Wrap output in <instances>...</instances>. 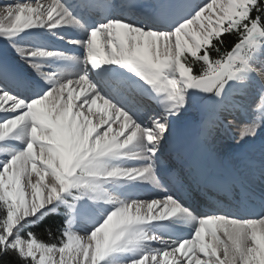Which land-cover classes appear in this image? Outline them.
<instances>
[{
    "label": "snow or ice",
    "instance_id": "snow-or-ice-1",
    "mask_svg": "<svg viewBox=\"0 0 264 264\" xmlns=\"http://www.w3.org/2000/svg\"><path fill=\"white\" fill-rule=\"evenodd\" d=\"M4 8L0 40L39 79L0 65V257L15 255L22 264H264V214L223 207L197 213L166 184L160 156L174 121L197 96L217 102L237 83L264 82V0L166 3L139 15L72 0ZM89 8L104 10L92 18ZM68 28L84 33L70 41L79 55L22 43ZM226 35L235 37L230 50ZM257 126H244L239 138ZM143 185L163 194L135 198ZM61 207L59 238L25 232ZM168 225L190 232L157 234Z\"/></svg>",
    "mask_w": 264,
    "mask_h": 264
},
{
    "label": "bare ground",
    "instance_id": "bare-ground-1",
    "mask_svg": "<svg viewBox=\"0 0 264 264\" xmlns=\"http://www.w3.org/2000/svg\"><path fill=\"white\" fill-rule=\"evenodd\" d=\"M1 1V0H0ZM104 2L103 5H106L104 0H100ZM117 0H112V2H116ZM129 2H133V0H126ZM178 2L182 3H189V4H198L200 0H177ZM23 2H28L32 4H36L37 0H5L4 2H0V17H3L5 14V8L4 5L7 3L11 4H16V3H23ZM118 2V1H117ZM136 2L146 4L150 8H153V6L161 5V4H166V3H174L175 0H136ZM39 3L42 4H50L48 3V0H39ZM202 4V3H201ZM101 11H103V8H99ZM111 11V9H109ZM115 11V9H113ZM112 11V12H113ZM119 12L123 13H118V14H124V12H127L125 8L123 9H118ZM100 12V11H99ZM115 13V12H114ZM76 32V31H74ZM73 28H68L66 31H60L57 32L56 35H53L50 32H39L35 33V35H39L45 39L48 40H57V37L59 35H74L73 33ZM84 33L80 31V35L78 40L83 38ZM38 42V40H31L30 37L26 39L25 41H22L23 44L26 46ZM78 46V45H77ZM79 47V46H78ZM7 65L11 70L22 73L24 74L27 73L29 76H26L28 78H35L39 79V77L36 76L35 72L29 67V65L21 60L15 53L14 51L6 44L5 41L0 40V65ZM58 67L60 69H63L65 67L63 62H58ZM56 70V69H55ZM24 71V72H23ZM72 78V77H70ZM264 86V85H263ZM25 94H28L29 90L25 89L23 90ZM243 92L242 89L240 88L239 90L236 91L234 94V99L231 101L232 105L228 107H223L221 106L218 108V119L214 120V126L209 127V123L206 125V130L208 131V135L205 137V139L201 142L200 138H197V134L199 132V123L201 122V119L204 117V111L203 109L200 110V106H190L188 111L185 112V115H182L179 119L174 121V128H173V134L175 137V142L179 145V147H183L186 150V155L187 157H190L191 161L195 162L196 168L198 169L199 172V179L202 181V183H196L192 182L190 179V175L187 172L185 174V177L188 180V183L192 184L194 190L200 189L202 187L201 185H208L211 184L212 186L219 185L220 183L222 184L221 187L228 186L230 190L233 191V202L232 203H222L221 202V197L219 194L215 193L212 189L210 192L205 196V197H211L208 199L210 205H220V206H215V207H205L202 205V203L195 197L193 192L188 189L187 187L184 186L183 181L178 178L176 175L175 171H171L170 173V178L172 181H175L178 183V185L175 182H169L170 185L177 191H181L182 196L184 197V200L188 201L189 203L187 204L191 207H193L197 213H204V212H211L217 207H223L225 209H228L232 212L241 214V215H246L248 209L247 207L243 209L242 211H236L238 210L237 204H241L240 198L247 197L250 202L255 201L258 209L263 207L264 205L260 204V201L255 198L260 195L261 201L264 204V154L262 153H257L256 155L250 154V150L247 152V147L255 148L260 145H257L254 142H249V145H245L242 150H238L237 153L235 154L236 157L240 158L239 159V170L234 171V170H229L226 168L225 163L228 162V158L224 162L223 159H220V155L217 153V150H222L221 148L224 147V136L229 137V138H237L239 137V128L241 125V122H243L242 119H245L244 117L239 116V109H244L242 112L247 111L245 109L246 102L243 101ZM235 99L237 101H235ZM244 102V103H243ZM102 103V101H98V104ZM244 104V105H243ZM197 105V104H196ZM248 108V107H247ZM200 112V117L199 120L197 121V124L191 122L194 121V111ZM246 113V112H245ZM196 115V114H195ZM209 116V115H208ZM210 117V116H209ZM246 120V119H245ZM94 122H96L94 120ZM114 128L117 127V125H113ZM196 138V141H192ZM199 142H201L200 145ZM259 143V141H258ZM227 146V145H225ZM262 146V145H261ZM200 147V151L197 150V148ZM264 151V148H262ZM260 152V151H259ZM233 154V153H232ZM224 155V153H223ZM161 156V161L163 165L166 163V157L164 154H160ZM226 157V156H224ZM2 158V157H1ZM233 160V159H232ZM177 163V160H175ZM132 164V162H130ZM178 167L183 168V170L186 172L187 170L183 167V160H180L178 162ZM263 167V168H261ZM167 168L168 170L170 169L169 166H164V169ZM221 174H224V176L229 177L232 182L230 184H226L223 180L224 176H221ZM35 178V177H34ZM236 178V182L234 183V179ZM182 185H180V184ZM139 192V195L136 196L135 198L141 199V200H150L154 197H159L163 194V189L161 188H155L151 185H143L139 189H137ZM192 192V193H191ZM202 196H204V193H201ZM181 196V198H182ZM212 202V203H211ZM215 203V204H214ZM232 207L235 208L232 209ZM212 209L208 211L209 209ZM244 211V212H243ZM264 214V210L262 212H258L256 214ZM87 223V217L83 218L81 220V226L77 228V231L80 236L86 237L87 232L84 230V224ZM166 223V222H165ZM165 233H183V234H188L190 232V229L188 226L185 225H168L167 230H164ZM179 256V254H177ZM172 259V257H170Z\"/></svg>",
    "mask_w": 264,
    "mask_h": 264
},
{
    "label": "rangeland",
    "instance_id": "rangeland-1",
    "mask_svg": "<svg viewBox=\"0 0 264 264\" xmlns=\"http://www.w3.org/2000/svg\"><path fill=\"white\" fill-rule=\"evenodd\" d=\"M206 2H207V0H200V2L198 4L203 5ZM174 3H178V1L175 0ZM258 67H264V65H258ZM263 85H264V82H262L259 77H256L251 82H248L246 84H240V83L235 84L225 94L223 100H219L217 102L207 100L202 105H196L193 102L191 105L192 107L194 105L200 106V108H201L200 110L203 109V111L205 112L204 114L209 115L210 121L214 122L213 119L215 120V117L218 116V111H217L218 108H220L221 106L228 107V106L232 105L231 101H233V99H234V94L240 88L242 89V92L244 93L243 94V101L246 102L245 103L246 106L248 104V106H247L248 108L245 107V109L247 111H244V113L242 112L244 110L243 108L239 109V111H240L239 116L244 117L246 119V120L242 119L243 122H241L239 132H240L241 128H243L246 125H250L254 122H257L258 126L256 127V131H255L254 135L246 136L243 139H240L239 137L229 138V137L224 136V138H223L224 142H225L224 147L221 148L222 150H220V149L217 150V153L220 155V159H223L224 162L228 158L229 161L225 163V166L229 170L230 169L234 170V171L239 170V168H240L239 159L240 158L236 157L235 154L237 153L238 150H242L245 145L246 146L249 145V142L250 143L254 142L256 144V146L260 145V144L262 146L261 145H260V147L258 146V150H257V147H255L253 149V148L248 146L247 152L250 150V154L256 155V156H257V153H261V154L263 153L264 154V151L262 150V148H264V123L258 122V118L260 116V107L262 105H264V94H263L264 93V86ZM235 101H237V100L235 99ZM232 106H234V105H232ZM183 115H185V113ZM193 115H194L195 119H194V121H191V122L197 124L198 117H200V112H198L196 110V111H194ZM258 141H259V143H258ZM225 145H227V146H225ZM223 153H224V155H223ZM224 156H226V157H224ZM59 210L60 209H58V211Z\"/></svg>",
    "mask_w": 264,
    "mask_h": 264
},
{
    "label": "trees",
    "instance_id": "trees-1",
    "mask_svg": "<svg viewBox=\"0 0 264 264\" xmlns=\"http://www.w3.org/2000/svg\"><path fill=\"white\" fill-rule=\"evenodd\" d=\"M225 48L230 50L231 45L235 41L234 36L226 35L224 38ZM215 56V53L212 54ZM198 70V66H196ZM65 209L62 208L60 213H51L43 217L36 224L31 225L29 228L25 229V232L32 231L40 239L44 241L56 240L61 235V230L64 225L65 220ZM0 264H22L20 259L15 255H8L0 257Z\"/></svg>",
    "mask_w": 264,
    "mask_h": 264
},
{
    "label": "water",
    "instance_id": "water-1",
    "mask_svg": "<svg viewBox=\"0 0 264 264\" xmlns=\"http://www.w3.org/2000/svg\"><path fill=\"white\" fill-rule=\"evenodd\" d=\"M205 100H207V97H204V96H197L195 98V101L199 104H202Z\"/></svg>",
    "mask_w": 264,
    "mask_h": 264
}]
</instances>
